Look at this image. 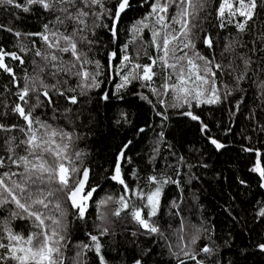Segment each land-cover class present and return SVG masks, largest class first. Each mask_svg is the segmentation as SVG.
Returning a JSON list of instances; mask_svg holds the SVG:
<instances>
[{
  "label": "trees",
  "instance_id": "obj_1",
  "mask_svg": "<svg viewBox=\"0 0 264 264\" xmlns=\"http://www.w3.org/2000/svg\"><path fill=\"white\" fill-rule=\"evenodd\" d=\"M153 2L130 0L131 8L117 22L119 33L116 37L111 31L113 20L110 16L103 15L98 20L89 17L88 31L84 34L93 43L82 47L92 61L100 62V87L89 89L82 96L78 90L79 102L76 104L50 92L55 102L51 105L45 102L35 110L34 114L41 120L73 134L68 151L81 153L77 167L89 170L88 183L97 188L88 202L84 218L78 217L64 194L60 196L65 211L62 221L67 226L68 237L64 249L65 264H71L76 258L81 243H90L89 233L98 234V225L109 229L100 238L107 264H135L137 260L141 264H179L180 260H184V264H195L182 254L174 255L179 252L177 245H188L185 250L197 252L205 246L213 249L210 254L199 253L197 259L203 260L204 264H264V248L260 247L264 244V216L259 214L264 208V177L252 170L257 154L264 167V96L258 87L259 82L264 81V6L257 9L246 30L240 32L235 24L220 28L215 12L217 0H208L207 10L201 14L202 19L194 31L201 38L211 35L216 45L209 49L197 40V50L209 58L215 55L216 61L224 64L235 57L232 66L239 67L236 73L230 70L217 72L220 102L197 106L193 101L189 108L187 105L168 106L173 103L171 94L155 95L140 80H133L119 91L116 89V84L121 82L116 69L126 43L129 44V55L135 57L137 50L141 52L134 62L146 64L150 62L149 56L158 54L151 44L148 28L138 34L134 43H129L133 36L132 26L147 15ZM114 3L115 0H107L106 7L111 8ZM170 12L174 14L175 7ZM53 20V14L38 6L25 13L11 5H0V48L17 52L24 59L21 64L6 57L13 74L0 70V123L6 126L24 125L23 119L11 109L16 103H23L17 93L25 83V76L34 75L33 61L43 64L34 50L20 52L21 45L33 49V41L35 47L43 49V41L38 36L17 37L15 32H41L43 25L51 26ZM9 28L13 31H8ZM68 30L71 31V24ZM229 41L235 42V51L222 57ZM112 52L118 55L110 60ZM240 57H250L252 63L247 78L237 82L234 77L244 67ZM70 58L64 54L65 60ZM89 68L94 70L95 65ZM154 70L160 71L158 67ZM45 79L55 83L49 76ZM61 79L68 80L71 87L78 82L75 77L62 76ZM162 82L160 76L154 77L152 87H159ZM105 93L109 95L107 100L103 99ZM144 96L148 99H143ZM161 99L166 103L162 105ZM34 102V96L30 97L29 103ZM187 111H193L200 120L184 115ZM202 123L208 125L207 132L201 131ZM9 136H15L16 143L24 138V134L15 129L11 132L0 130V156L7 155L5 140ZM209 137L224 147L217 149ZM122 151L123 157L120 156ZM17 154H24L22 147L17 149ZM118 159L131 188L139 186L145 192L152 190L156 185L149 184L148 178L153 175L176 182L166 183L162 188L159 210L153 218L160 232L150 233L143 229L127 211L121 212L119 217L112 215L118 206L114 202L98 210L96 202L100 199L107 196L118 199L124 194L123 187L110 178ZM3 170L6 169H0ZM126 198L141 204V200L131 193ZM174 202L178 207L173 206ZM13 210L14 205L0 207V227L2 221L9 219L14 231L27 235L33 230L31 220L10 218ZM100 212L106 213L103 222L98 219ZM182 220L184 228L181 232ZM197 233L199 239L191 245V236ZM85 253L84 264H100L94 250H85Z\"/></svg>",
  "mask_w": 264,
  "mask_h": 264
},
{
  "label": "snow or ice",
  "instance_id": "obj_2",
  "mask_svg": "<svg viewBox=\"0 0 264 264\" xmlns=\"http://www.w3.org/2000/svg\"><path fill=\"white\" fill-rule=\"evenodd\" d=\"M106 2L107 0H22V2L21 0H0V5H11L25 13L38 6L54 15L51 26L44 24L41 32L27 34L15 32L17 37L38 36L43 41V49L35 47V41H33V49L20 46V52L34 50L35 56L40 57L43 64L33 61L34 75L25 76V83L17 93L19 101L23 103H16L11 109L23 119L24 125L6 126L0 123V130L11 132L15 129L24 134V138L19 143H16L15 136H9L5 140L7 155L0 156V169H6L0 171V207L14 205L10 218L31 220L33 230L25 235L14 231L9 219L2 221L0 233L3 235H0V250L3 251H0V264H9V262L11 264H65L64 249L67 248L68 237L67 226L62 221L65 211L60 202V196L64 194L71 207L76 210L78 217L84 218L88 202L93 199L97 191L96 187L88 183L89 170L87 168L81 170L77 167V160L81 153L68 151L74 139L73 134L62 128L53 127L34 113L37 108L44 106L45 102L48 105L55 102L50 92L76 104L79 102L76 94L78 90L79 95L82 96L89 89L100 87L101 81L98 79L100 62L92 61L82 47L83 45L91 46L93 43L84 34L88 31V19L95 17L98 20L103 15L110 16L113 20L111 31L116 37L119 33L117 22L122 14L131 8L130 0H115L111 8L106 7ZM261 6H264V0H217L215 12L219 27L226 28L229 24H235V27L243 32ZM173 7H175L174 14L170 12ZM207 7L208 0H154L147 15L132 26L133 36L129 43H134L138 34L148 28L152 36L151 44L158 54L154 57L149 56V63L134 62L138 60L141 52L137 50L135 57L129 55L127 52L129 44L126 43L121 50L123 55L119 57L121 63L116 69L117 74L121 76V82L116 84L117 91L127 87L133 80H140L145 82L144 86L149 87L155 95L171 94L173 103L168 105L170 107L187 105L191 108L193 101L197 106L203 103L220 102L221 96L216 86L217 72L230 70L236 73L239 66H232L235 57L228 64H224L222 61L217 62L215 55L209 58L197 50V40L209 49H214L216 45V40L211 35L206 34L201 38L196 36L194 31L202 19L201 14L206 12ZM97 8L100 9L99 12L94 10ZM69 24H71V31L68 30ZM94 27L92 35L95 34ZM7 30L13 31L11 28ZM234 51L235 42L229 41L225 44L221 56L223 57L225 53L232 54ZM64 54H68L71 58L65 60ZM144 54L147 55L146 52ZM117 55V52H112L110 60ZM6 57L19 61L21 64L24 63L23 57L17 52H7L0 48V70L6 73L13 74V68L6 63ZM240 59L244 67L234 77L237 82L247 78L252 63L250 57H240ZM93 64L95 69L90 70L89 66ZM157 67L160 71L154 70ZM45 76L51 77L55 83H48ZM62 76L75 77L78 81L76 86H68V80L61 79ZM157 76H160L163 82L159 87H152L154 77ZM13 82L15 83V79ZM258 87L261 95L264 96V81H260ZM33 96L35 102L29 103V98ZM103 99H109L108 93L104 94ZM143 99L147 100L148 97L144 96ZM149 103H151L150 100ZM160 103L163 105L166 102L161 99ZM159 114L163 115V113ZM184 115L193 120H200L193 111H187ZM207 130L208 125L202 123L201 131L207 132ZM209 139L217 149L224 147L218 140L211 137ZM21 147L24 154L18 155L17 149ZM247 150L252 151V149ZM120 156H124L123 151ZM252 170L264 177V167L261 166L259 154ZM78 174L81 175L78 176ZM110 178L123 187L124 194L118 199L112 196L100 199L96 202L98 210L114 202L118 206L112 215L119 217L121 212L127 211L143 229L150 233L160 232L153 218L157 216L159 210L162 188L166 183L176 182L170 181V178H158L153 175L148 178L149 184L156 185L152 190L145 192L139 186L131 188L126 183L119 159L115 163ZM128 193L140 199L141 204L137 205L133 200L126 198ZM173 206L178 207L175 202ZM259 214L264 216V208L260 209ZM98 219L105 221L106 213L100 212ZM183 228L182 220L181 232ZM97 231V235L88 234L90 243H81L80 251L76 253V258L71 264H84L82 257L86 254L85 250H94L100 264H107L102 254L103 244L100 238L105 236L109 229L98 225ZM180 239L183 241V236ZM198 239V233L193 234L189 243L195 245ZM177 247L179 252L174 255L182 254L189 260L195 261V264H204L203 260L197 259L200 252L210 254L213 251L208 246L203 247L199 252L185 250L188 245H177ZM260 247L264 248V244ZM135 264H141V262L137 260ZM179 264H184V260H180Z\"/></svg>",
  "mask_w": 264,
  "mask_h": 264
}]
</instances>
